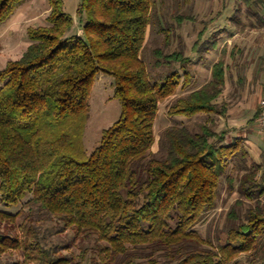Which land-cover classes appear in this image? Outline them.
<instances>
[{
	"label": "trees",
	"instance_id": "16d2710c",
	"mask_svg": "<svg viewBox=\"0 0 264 264\" xmlns=\"http://www.w3.org/2000/svg\"><path fill=\"white\" fill-rule=\"evenodd\" d=\"M25 1L0 0V25ZM50 2L49 25L30 28L31 45L0 69V204L20 207L0 208V264H264L257 171L239 180L242 197L214 240L195 229L216 209L223 180L238 183L229 171L245 163L242 141L225 144L208 122L198 132L174 125L154 152L159 105L177 94L181 71L182 87L191 84L196 64L185 51L157 49L156 68L181 71L152 81L143 56L155 0H81V34L63 0ZM228 57L210 82L174 101L171 116L225 113ZM102 73L113 77L122 113L90 153V99Z\"/></svg>",
	"mask_w": 264,
	"mask_h": 264
},
{
	"label": "rangeland",
	"instance_id": "374dc122",
	"mask_svg": "<svg viewBox=\"0 0 264 264\" xmlns=\"http://www.w3.org/2000/svg\"><path fill=\"white\" fill-rule=\"evenodd\" d=\"M63 2L65 12L75 18L74 32L81 34L79 17L76 14L81 0ZM155 2L153 21L147 37L148 46L143 56L152 81L162 80L169 72L181 71L180 63H173L171 67L156 68L154 64L157 49H162L168 54L185 51L196 64L190 68L193 75L191 84L186 88L182 87L186 76L181 71V85L177 94L159 105L154 152L159 151L160 138L169 127L185 124L198 132L200 125L208 122L217 134L225 133V144L233 143L236 139L241 140L248 153L245 163H233L237 169L233 172L232 167L229 171V174L238 179V183L232 188L226 178L223 180L216 209L209 212L195 228L203 238L214 240L218 230L224 228L227 214L242 197L239 192V180L246 173L253 171L258 172L259 180H264V130L259 120L263 111L261 101L264 97V21L260 19L264 15V0ZM257 2H260L261 6ZM50 14V0H26L8 21L0 25L1 70L6 68L8 62L22 57L31 45L29 29L49 25ZM180 17L184 18L182 25L179 24ZM212 44L217 45L213 47ZM226 51L229 56L227 84L219 99L220 109L225 108V113L201 114L191 119L171 116L170 107L176 99L210 82L213 66L221 60ZM114 84L111 76L103 73L97 76L90 99V119L85 133V146L90 153L98 146L103 130L111 127L121 116L122 107L114 96ZM248 204L257 205L256 202ZM260 205L264 207V197L260 199ZM0 208L16 213L20 207L8 208L0 204Z\"/></svg>",
	"mask_w": 264,
	"mask_h": 264
},
{
	"label": "built area",
	"instance_id": "2783aa9c",
	"mask_svg": "<svg viewBox=\"0 0 264 264\" xmlns=\"http://www.w3.org/2000/svg\"><path fill=\"white\" fill-rule=\"evenodd\" d=\"M261 105H262V113L260 114V125H261V128L264 130V97H263V100L261 101Z\"/></svg>",
	"mask_w": 264,
	"mask_h": 264
},
{
	"label": "crops",
	"instance_id": "0c3cea01",
	"mask_svg": "<svg viewBox=\"0 0 264 264\" xmlns=\"http://www.w3.org/2000/svg\"><path fill=\"white\" fill-rule=\"evenodd\" d=\"M196 81V80H195Z\"/></svg>",
	"mask_w": 264,
	"mask_h": 264
}]
</instances>
